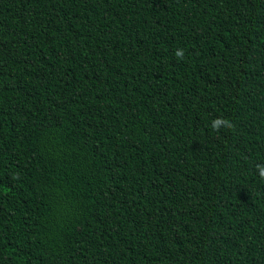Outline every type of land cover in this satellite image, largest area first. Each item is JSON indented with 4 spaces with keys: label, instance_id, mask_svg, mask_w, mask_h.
I'll list each match as a JSON object with an SVG mask.
<instances>
[{
    "label": "trees",
    "instance_id": "trees-1",
    "mask_svg": "<svg viewBox=\"0 0 264 264\" xmlns=\"http://www.w3.org/2000/svg\"><path fill=\"white\" fill-rule=\"evenodd\" d=\"M259 165L264 0H0V264H264Z\"/></svg>",
    "mask_w": 264,
    "mask_h": 264
},
{
    "label": "clouds",
    "instance_id": "clouds-1",
    "mask_svg": "<svg viewBox=\"0 0 264 264\" xmlns=\"http://www.w3.org/2000/svg\"><path fill=\"white\" fill-rule=\"evenodd\" d=\"M175 56H176L178 61L183 60L185 57L184 49L178 48L175 51ZM222 126L225 128L231 129L234 125L232 124L231 121L224 119V118H219V117L212 121L211 127L213 130L219 131ZM257 172H258L259 178L261 180H264V165L257 166Z\"/></svg>",
    "mask_w": 264,
    "mask_h": 264
}]
</instances>
